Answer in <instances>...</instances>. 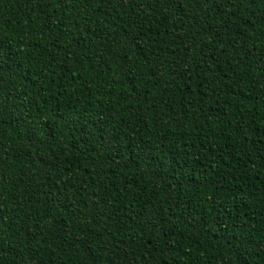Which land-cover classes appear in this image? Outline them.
<instances>
[{
  "label": "trees",
  "instance_id": "trees-1",
  "mask_svg": "<svg viewBox=\"0 0 264 264\" xmlns=\"http://www.w3.org/2000/svg\"><path fill=\"white\" fill-rule=\"evenodd\" d=\"M217 13L264 27V0H0V264H264V63Z\"/></svg>",
  "mask_w": 264,
  "mask_h": 264
},
{
  "label": "snow or ice",
  "instance_id": "snow-or-ice-1",
  "mask_svg": "<svg viewBox=\"0 0 264 264\" xmlns=\"http://www.w3.org/2000/svg\"><path fill=\"white\" fill-rule=\"evenodd\" d=\"M191 3L200 10H204L205 6L220 8L223 4H228L235 9L237 6H243L245 0H191ZM211 14L209 13V15ZM217 15L224 22V30L220 33L222 38L220 42L227 43L228 47L237 50L240 57L238 63L244 66L245 58H247L248 67H252L254 63H264V51L259 56L252 52V48L256 47L254 41H264V27L256 29L255 24H252L240 25L238 28L232 29L227 26L228 17L224 16L223 13H217ZM2 43L3 41H0V44ZM236 74L239 75L238 72Z\"/></svg>",
  "mask_w": 264,
  "mask_h": 264
}]
</instances>
